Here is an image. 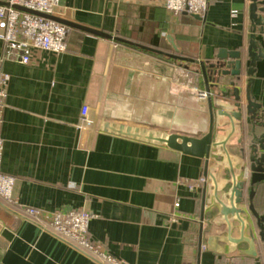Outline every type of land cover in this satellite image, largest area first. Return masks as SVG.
I'll list each match as a JSON object with an SVG mask.
<instances>
[{
    "label": "crops",
    "instance_id": "obj_1",
    "mask_svg": "<svg viewBox=\"0 0 264 264\" xmlns=\"http://www.w3.org/2000/svg\"><path fill=\"white\" fill-rule=\"evenodd\" d=\"M250 3L210 0L205 15L195 17L167 10L165 0H59L55 17L68 29L64 52L31 49L21 63L0 47L9 75L1 170L15 177L13 200L0 196L2 263L98 264L50 230L52 212L84 209L94 214L90 239L129 264H264L255 218L246 209L242 231L218 202L235 175L245 181L248 205L250 170H241L238 151L247 152L251 138L245 111L244 131L236 127L227 144L230 161L218 147L207 173L200 158L120 132L200 137L209 111L208 95L198 92L234 110L235 88L245 103L251 78L250 94L264 114V60L248 74ZM223 50L240 53V80L225 76L208 92L200 63L219 62ZM257 122L260 134L264 117ZM217 124L231 132L227 119ZM252 205L264 213V181L254 186Z\"/></svg>",
    "mask_w": 264,
    "mask_h": 264
},
{
    "label": "water",
    "instance_id": "obj_2",
    "mask_svg": "<svg viewBox=\"0 0 264 264\" xmlns=\"http://www.w3.org/2000/svg\"><path fill=\"white\" fill-rule=\"evenodd\" d=\"M250 1L251 3L249 7V17L252 21L253 33L251 34V40L247 48V53L250 60L248 74L252 76L256 70V63L258 61L264 60V16L262 15V13L264 12V0ZM2 4H4V2L0 1V5ZM15 7L19 10L31 14H35L38 16L55 20L60 23H64L62 20L52 15L40 13L22 6ZM193 15L197 17L196 14ZM257 26L261 27L259 30V34L262 36V39L260 40L256 39L255 36ZM118 40L121 41L122 39ZM256 51L258 52L256 53ZM217 58L219 62L210 64L208 68L204 63H200L201 75L205 82L206 90L208 92L211 88L218 86L220 84V78H223L225 76H234L236 78V81L240 80L241 59L239 52H228V54H226V52L223 50L221 51V53H219ZM236 81H231L230 85L235 87ZM252 81L253 80L251 78L245 98V103L242 99H240L239 90L235 88L236 99L233 103L234 110L230 109L229 105L223 106L221 104H214L210 94H208L207 104L209 111V127L207 132L200 137L177 133L155 132L152 130L145 134H141L138 130H132L130 128L126 130L121 129L120 132L128 136L141 137L155 143L165 144L173 150L179 151L186 155L200 158L204 160V172L207 173L209 158L212 154H215L214 150L218 147L221 148V150H219V153H221L222 156L224 155L227 160L230 161V153L227 144L231 138V135L233 134V132H235L236 127L239 128L240 132L244 131L246 126L244 124L242 116L244 114L243 111H245V113L250 117L251 120V138L249 140L247 152L243 146H241L238 151L241 158V170L243 171L244 167L246 166H248L250 170L248 180V183L250 185V198L248 200V205L245 208L243 198L245 181L237 180L235 175L232 176L231 189L226 192L223 199L218 200V202L221 205V214L223 216L231 215L235 219H237L242 226V231L244 230L245 223L241 215L244 214L247 209L250 214L255 218L256 225L261 230L260 234L264 236V213H257L252 205L254 186L264 181V132H261L260 134L256 132V126H261V124L257 122V119L259 118V115H262V117H264V114H259L258 111L261 109L262 104L254 100L250 94L249 89L252 84ZM219 118L227 119L229 121V124L231 126V132L227 133L226 130L223 128L221 130L220 126H218L217 124V120H219ZM220 132L227 133L226 138L219 139ZM238 142H241V139H239ZM0 264L4 263L0 261Z\"/></svg>",
    "mask_w": 264,
    "mask_h": 264
},
{
    "label": "built area",
    "instance_id": "obj_3",
    "mask_svg": "<svg viewBox=\"0 0 264 264\" xmlns=\"http://www.w3.org/2000/svg\"><path fill=\"white\" fill-rule=\"evenodd\" d=\"M0 5V47L5 57H12L21 63H28L31 49L61 53L67 49V27L55 20L17 9L22 6L40 13L55 16L59 0H4ZM210 0H165V7L173 13L188 12L204 16ZM9 75L2 70L0 59V125L5 107L6 88ZM199 97H207L206 92H198ZM87 107L82 108V118L86 120ZM3 141L0 136V196L13 200L15 177L1 170ZM178 206V202L175 203ZM29 214L37 216L38 211L29 209ZM94 214L87 210H56L51 213L50 230L62 240L69 242L98 264H129L107 253L100 242H93L88 236V227Z\"/></svg>",
    "mask_w": 264,
    "mask_h": 264
},
{
    "label": "trees",
    "instance_id": "obj_4",
    "mask_svg": "<svg viewBox=\"0 0 264 264\" xmlns=\"http://www.w3.org/2000/svg\"><path fill=\"white\" fill-rule=\"evenodd\" d=\"M118 41V40H117ZM120 41V40H119Z\"/></svg>",
    "mask_w": 264,
    "mask_h": 264
}]
</instances>
